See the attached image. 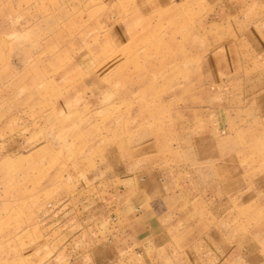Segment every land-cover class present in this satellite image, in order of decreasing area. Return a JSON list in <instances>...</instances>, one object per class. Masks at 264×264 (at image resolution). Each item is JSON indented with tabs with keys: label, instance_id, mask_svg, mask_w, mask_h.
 I'll return each instance as SVG.
<instances>
[{
	"label": "rangeland",
	"instance_id": "rangeland-1",
	"mask_svg": "<svg viewBox=\"0 0 264 264\" xmlns=\"http://www.w3.org/2000/svg\"><path fill=\"white\" fill-rule=\"evenodd\" d=\"M259 23L264 0H0V264H264V96L234 74ZM124 151L194 218L112 256L82 186Z\"/></svg>",
	"mask_w": 264,
	"mask_h": 264
},
{
	"label": "crops",
	"instance_id": "crops-1",
	"mask_svg": "<svg viewBox=\"0 0 264 264\" xmlns=\"http://www.w3.org/2000/svg\"><path fill=\"white\" fill-rule=\"evenodd\" d=\"M257 27L260 32L257 31L252 42L246 44V51L241 48L236 52L240 54V61L236 56L234 74L240 77L238 99L242 101L252 98L255 101L264 96V23ZM235 106L238 109V103ZM201 140L200 135L193 133L190 145L195 147ZM133 157L126 151L113 156L102 181L92 179L90 184L82 186L94 191L90 196L91 203L102 208L105 206L106 216L114 218L110 230L107 227L103 230L105 232H98L100 236H106L107 254L112 256L120 249L133 252L155 247L163 236L169 240L178 236L168 232L170 223L194 218L189 201L182 198L180 188L175 190L168 168L145 167ZM94 220L99 222L100 218Z\"/></svg>",
	"mask_w": 264,
	"mask_h": 264
}]
</instances>
